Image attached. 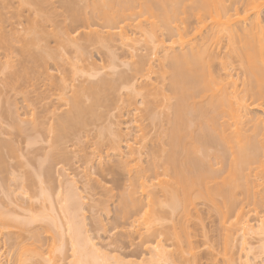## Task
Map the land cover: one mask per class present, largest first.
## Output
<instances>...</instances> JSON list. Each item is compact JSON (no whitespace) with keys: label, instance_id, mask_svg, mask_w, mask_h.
<instances>
[{"label":"bare ground","instance_id":"obj_1","mask_svg":"<svg viewBox=\"0 0 264 264\" xmlns=\"http://www.w3.org/2000/svg\"><path fill=\"white\" fill-rule=\"evenodd\" d=\"M48 1L13 0L14 4L17 3L13 14L21 11V14L27 12L28 16L23 28L19 30L10 29L11 34H5L6 32L3 34L1 30H6V28L4 25H2L4 28L0 26V47L5 49L4 51L8 49V52L6 51L0 57V67L2 68V71L1 68L0 71L1 73L6 72L8 78L11 75L12 81L15 79V82L21 81V83L26 78L28 79L32 73L35 77L34 72L38 71L36 73L38 75L43 72L44 77L45 75L49 76L50 83L57 86V91L53 94L58 102L63 105V108L61 107L58 112L56 108L51 107L53 108L52 111L46 108L52 113L51 121H49L48 127L46 126L47 133H51V138H53L52 142L50 141L52 143H50V150L54 153L56 151L61 152L60 155L56 152L55 157L64 156L61 155L62 152L63 154L67 153L64 151L66 148L63 146L65 145L64 141L68 140L66 137L72 136L73 138L77 133H81V131L83 133L81 129L86 130L93 123L92 121L98 119V121H102L105 118L103 116L109 115V112L113 113L112 109L121 114V109H123L125 103L130 105L134 103L136 106L131 109L133 114L139 115L142 119L145 118L146 123H149H147L148 125L157 126L156 140L158 141L154 146L152 144L155 142L152 141L155 138L153 139L151 135V138H149L148 133L150 134V132L147 130L148 132L145 133L143 130V126L146 125L140 123L141 119L136 118L134 126L139 132L137 131V136H135L137 138L140 136L138 143L136 142L139 145L136 146L135 142L126 141V144H124L125 151L122 145L123 140H125L123 138L124 130L120 127L121 125H116L120 124V121L115 124L117 127L114 125L115 128H110L112 123L109 126V120H106L108 124L104 125L106 122H103V125H99L103 126L102 128L95 126L96 131L98 130L97 139L95 138L96 142H94V150L96 153L98 152L95 166L97 165L99 169L104 170L107 165H109L108 167L111 165L112 168H116L115 170L128 174V179L126 178L128 182L126 181L127 184H124V190L122 189L123 191L119 192L118 195L112 194L114 198L117 197L115 202L111 199L114 202L115 211L117 208L118 214L116 213V216H119L117 219H130L129 223L125 222L129 225H126L127 227L123 226L126 227L125 230L119 231L120 233L123 232L124 237L126 234L129 237L134 234L138 235L136 238H139V243L137 244L141 245L150 254L148 259H143L141 262L115 258L116 264H190L187 257L191 253L193 255L190 230L189 226L187 227L181 221L190 214L189 210L193 204L198 203L196 202L197 199H199V202L200 199H206L205 203L208 200L217 208V210L214 209L220 214L222 228H224L222 230H225L224 246L222 245L223 252L225 251L222 255L226 256L225 262L227 264L236 262V260L234 261L235 258L231 256L236 242L234 241V233L241 235V242L240 245L237 244L239 245L237 247L241 246L242 251L245 250L247 253L250 251L252 254V250L256 245L254 247L250 245V250H248L247 244L249 243L246 241V234H249V230L252 231L250 227L252 225H250V219L247 216L251 217L248 214L252 211L256 213L254 216L260 215L261 208L264 209V0H61L63 11L61 12L60 7L57 8L60 9V12L58 10L56 12L59 13L58 16L63 13L64 19L68 20L66 23L63 19L64 24L71 26V23H86L83 29L74 34L68 32L69 30L62 29L64 25L60 26L62 20H57L55 12L53 13L54 9L51 11V7H44L47 6L44 4ZM7 2L4 3L3 1L2 5L7 4ZM51 4L52 2L49 5ZM14 8L11 7V9ZM0 12L3 13L1 10ZM2 20L5 22L4 19ZM93 21H96V23L92 24ZM52 38L56 42L54 45L49 42ZM116 45L128 50L127 55L137 59L134 61L125 59L119 62L118 57H115L117 54H114V50H116L114 46ZM11 46H15L17 51L15 48L13 51L15 50L18 55L13 54ZM223 47H226L224 55L228 60H221L220 68L225 71L226 75H230L231 79L234 75L233 72L238 78L239 76L240 79L242 77L241 85H239L240 82L237 83L239 80L236 81L234 78L227 80L222 75L215 73L216 71H213L215 58L220 55L221 51L219 49ZM89 48L97 49L98 53L99 51L102 53V56L104 54L106 57L104 60L107 61V71H98L96 61L91 58L92 54L88 53L91 50ZM140 49L145 50V53H139ZM152 55L157 57L155 58L156 62H153ZM114 59H118L117 62L121 63L119 64L121 67H130L131 65L129 71L133 75L132 77L139 76L142 78L145 86L138 87L135 83L122 81L125 80L123 67L121 71L118 70L119 65ZM49 63L53 64L52 66L55 65L56 68L58 67L60 74L51 73L48 69ZM154 63H156V66L153 65ZM49 67L51 66L49 65ZM115 67L117 70H115ZM38 75L36 77H39ZM8 78L6 79L8 80ZM135 78L132 79L135 80ZM153 78L156 79L155 82L152 81ZM75 81L80 82V84H74ZM21 86L24 85L20 84ZM27 98H24V100ZM50 98H54V96L51 95ZM116 99L121 100V103L118 100L115 108H109ZM47 106L49 107V105ZM107 107L111 110L109 111ZM254 109L260 115H252ZM32 110L30 116L21 119L17 115V119L27 121V123L30 122L32 123L30 126L37 127L39 124L36 119L38 118L35 119V111ZM119 113L118 115H120ZM20 121L19 123L22 124ZM20 124H17V126ZM40 126L45 127L44 125ZM22 129H19L20 132ZM126 135L128 134L126 133ZM149 145L154 146V148L150 149ZM147 146L150 147V150H147ZM104 147L105 155L100 153ZM10 148L14 149L13 146ZM3 153V151L0 152V169L7 165L4 162L7 157L2 160L3 155L6 156ZM47 154L49 153L47 152ZM50 154L52 157L55 155ZM50 154L49 157H51ZM4 164L6 165L4 166ZM87 170L85 176L93 180L94 176L92 177L89 174L90 171ZM92 174L94 173L92 172ZM17 177L14 175L13 178ZM34 177L36 179L38 175L36 174ZM99 180L101 181V179ZM102 183L99 184L100 187L110 195L112 189L106 186V183ZM100 187L98 186V188ZM42 190L44 189L42 188ZM103 190L101 191L103 192ZM156 190L161 192V196H158ZM70 191L68 190V192ZM44 192L47 193V191ZM44 192L39 193H42L43 196ZM20 194L23 195L24 193L20 192ZM239 194L243 197H240L241 200L243 199L242 202L239 200ZM244 198L247 199L246 202ZM75 199L78 198H74V201ZM102 200L103 206L101 207L107 206L108 203L105 204ZM72 201L70 204L75 205ZM78 201L80 200L78 199L76 203ZM238 203H240L239 206ZM246 203L250 204L251 207L253 205V207L249 208V206V209L246 210ZM70 204H68L69 208L72 207ZM207 204L209 203L207 202ZM43 205H45V202ZM74 205L71 208L72 212L76 210ZM20 208L24 210L22 205H20ZM109 208L105 207L104 212L107 209L110 210ZM66 209H63L64 212L67 211ZM233 210L237 212L234 219L230 220L228 217L233 214ZM78 211L80 212V210ZM231 211L232 214H230ZM132 213H135V215H131ZM176 213L179 214V219L175 217ZM42 214L45 215L46 212ZM42 214L41 216L39 214V217L42 218ZM67 214L65 213V215ZM6 215H3V220L10 218L9 223L4 220L8 226L11 222L10 226L15 223V226H19L20 231L29 230L26 223L21 222L22 219L19 220V225H17V219L15 221V219H12L13 216L8 214L10 217H7ZM51 215L42 218L43 220L46 218L45 223L50 221ZM174 217L176 218L175 221ZM33 218H35V215ZM188 218L190 219L189 216ZM51 219L53 220V217ZM52 220L51 223H54L55 221L52 222ZM72 220L74 221V219ZM79 220L83 219H76L77 225L80 222ZM67 222L69 225L70 221ZM260 222L262 224L257 229L260 231L258 235L260 237L262 235V237L260 239L258 236L260 243L256 247L259 251L256 248L254 249L257 253L254 251L256 256L253 253L255 256H252L253 259L248 255L249 253L246 254V259L241 261V264H258V260L252 262L256 260L254 258L264 257V218H261ZM30 223L32 224L31 221ZM45 223L42 225L44 228L46 227ZM51 223L49 222V224ZM54 225L56 224H52L51 227L48 225L52 230L49 228H45V230L52 232L61 226L59 224L58 228H55L57 226ZM79 225L73 230L70 227L67 228H70L72 237L75 235L78 243L77 236L81 238L84 231L80 229L81 225ZM53 226L56 230H53ZM81 228L84 229V226ZM60 229L62 230V227ZM12 231H8V234H13ZM60 233L63 234L62 231ZM60 233L57 230L56 236L60 237ZM19 235L22 234L19 233ZM240 235H236L239 240ZM83 236L82 239L86 237L85 234ZM14 237L12 248L23 245L20 243L21 241L15 240ZM87 237L90 239L89 236ZM73 239L75 238L73 237ZM82 239L80 241L83 242ZM88 239L86 240L88 241ZM75 242L77 243V241ZM134 242L136 243V241L131 243L129 241L132 245H135ZM186 242H188L187 247H185ZM74 243L72 244L74 245ZM76 243L74 247L71 246L74 248L72 249L74 251L72 257L75 258L74 256H76L75 264H106L110 260L101 263L100 260L102 261V259L97 260V256H94L97 252L88 251L89 248L86 249V247L81 246L84 244V246L89 247L91 243L88 245L85 242L80 243L81 247ZM52 244L55 246L54 243ZM93 245L95 246V244ZM62 246H65V244L63 243ZM37 250L34 258L35 255L43 258V254L40 255L41 251L38 254ZM18 251H20L18 256L21 254L22 256L19 260V257H17V262L24 260L26 263V260L28 261L29 257L33 255L30 253V256L27 257L25 256L28 254L27 252L23 254L21 250ZM49 252L52 255V252L55 251L50 250ZM71 253L73 254V252ZM187 253L189 254L186 255ZM23 256H25V259H22ZM54 256H52V259ZM41 260L38 259V262L40 263ZM74 260H71L73 261L72 264H74ZM262 262H259V264H262ZM43 263L47 264L48 261H43ZM108 264H112V261Z\"/></svg>","mask_w":264,"mask_h":264},{"label":"rangeland","instance_id":"obj_2","mask_svg":"<svg viewBox=\"0 0 264 264\" xmlns=\"http://www.w3.org/2000/svg\"><path fill=\"white\" fill-rule=\"evenodd\" d=\"M3 1L5 3L8 0H0V10L3 12V13L0 12L1 16H2V18L0 16V18H1L0 20H2V19L5 20V22L3 20L0 21V26L4 25L6 30H8V31H6L5 29H2L1 31H3L2 32L3 34H4V32H6L5 34H7V33L11 34L10 29H18L19 30V29L23 28L25 21L27 19L28 13L22 12V14H21V11H20L19 16H18L19 13L14 12V14H13V11L15 10L14 7H16L17 3L14 4L15 1L13 2V0H9L7 2V4L2 5ZM51 2H52V4L49 5ZM47 3L44 4V5H47L44 7H47V8L51 7L50 8L51 11L53 9L55 10V11L53 10V13L55 12V17L57 18V20L60 19L59 21L62 20L61 22L63 23V24L61 23L60 26L64 25L62 27V29H65L67 31L69 30L68 32H71L74 34L75 32H78L81 29H83V27L86 25V23H81V22H80L81 24L78 22L76 24L71 23L72 24L71 26H69V24L68 25L64 24L65 19L63 17L64 16L63 13L62 14L60 13L61 16L60 15L58 16L59 13L56 12V10H58V12H60L59 10L63 8V7H61V4H62L61 0H51V1L49 0ZM53 3H54V5H53ZM56 4H57V6H56ZM3 6H6V7H3ZM11 7L14 9H11ZM57 8H60V9H57ZM47 10H49V9H47ZM62 11H63V9L61 10V12ZM15 14H17V15L14 16ZM66 21H68V20H65V22ZM93 23H96V21H93L92 24ZM82 38H80V40H82ZM49 42L51 43V45H54V43H56L53 40V38H52V40L50 39ZM50 43H48V44H50ZM11 47H12V49H11ZM11 47H10V49L13 51L15 46H11ZM114 47L116 48V50H114L115 51L114 54L118 55V56L115 55V57H118L119 62L124 61L125 59L126 60L129 59V60H133V61L135 59H137L135 57L132 58L131 56L127 55L128 50H126L124 48L122 49V48H120V46L117 47V45ZM10 49H9V51L12 52ZM90 49L91 48H89V50ZM4 50L5 49H2L0 47V57H2V55H4V53L8 49L6 51H4ZM91 50H93V52H91ZM91 50L88 53L89 54L91 53L92 54L91 58L96 61V67H97L98 71H100V72L107 71L108 70V68L106 67L107 61L104 60L106 58L104 56V54L102 56V53L100 51L98 53L97 49H95L96 51L94 49H91ZM140 50H139V53H143L145 51L143 49H140ZM219 50L221 51V53L217 58H215V65L213 67V69H214L213 71L214 72L216 71L215 73L222 75V77H224L227 80L229 78H230L229 80H232L233 78L236 81L239 80V81H237V83L239 84V82H240L239 85H241L242 77H241V79H240V76L238 78V76L235 74V72H233L234 75L232 76V79H231V76L226 75L225 71L220 68L221 67L220 61L221 60L226 61L228 59L224 55V51H226V47H223L222 49L220 48ZM16 51H17V49H16ZM16 51L14 50L13 54L18 55V53ZM130 57H131V59H130ZM152 57H153L152 60L154 59L153 62H156L155 58H157V57L155 55H152ZM118 59L117 60L114 59V61L117 62ZM119 62H117L118 65L121 64ZM49 65L51 67H49ZM49 65H48V69L51 73H53L55 75L60 74V72L58 71L59 69H57L58 67L56 68V67H54L55 65L52 66L53 64H50V63H49ZM153 65L156 66V63H154ZM115 66H116V63H115ZM122 67H123V71H124V72L123 71L122 72L126 76L129 77V78L127 77V80H126V76L124 75L125 80L123 79L122 81H124V82L127 81L129 83H135V85L138 87H140L141 85H142V87L145 86V84H143L144 82H143L142 78H140L139 76L138 77L136 76V78L132 77L133 75H131V73L129 71L130 70L129 68L131 67V65H130V67H128V66H126V67L122 66ZM122 67H121V65H119V67H117V69L121 71ZM126 68H128V69L125 70ZM117 69L115 67V70H117ZM42 70H44V69H42ZM1 71H2V68H1ZM1 71H0V146H2V147L0 148V150L1 149H3V150H1L0 152L2 153V151H3L6 154V156L3 155L4 157L2 158V160L6 159L5 157H7V159L4 161L7 163V165L4 164V166L6 165V167H2V169H0V264H18L20 261L21 262L19 264H22V262H24L23 264H29V263L30 264H34V263L35 264H44L43 261L44 262L48 261L47 264H72L73 261H71V260H73V259H75L74 260V264H75L76 256H74L75 258L72 257L74 255V251H72V249H74L73 247L76 243L75 241H77V243H78V240L75 237V235H73V237L75 238V239H73V237L71 235L72 233L69 229L72 228V230H73L79 224L81 225V226L79 225L80 229L84 230L83 232H85V233H83L81 231L82 234L83 235L85 234L86 237L89 236V238L91 239V240L88 239V237L87 238L85 237L84 239H82V237H84L82 234H81L82 235L81 238H80V236H77L79 239V243H78L79 246L84 242L87 243L86 245L91 243V246L89 244V247L84 246V244H82L81 246L84 248L86 247V249L89 248L88 251L93 250L94 252H97V254L95 253L96 255L94 254V256H97V257L99 256L100 258L98 257L99 258L98 259L96 257V259L97 260L102 259V261L100 260L101 263H105L106 260L108 261V259H110L108 262H106V264L111 263V261H112V264H116L115 258L123 259L125 261H134L135 260V262H141L143 259H146V258L148 259L150 257V254L148 252H146V250H144V248H142L141 245L137 244V243H139V241H138L139 238L138 239L136 238V237H138V235L134 234V235L129 237V236H127L128 234H126L124 237L123 232L120 233V231L125 230V228L129 225L127 223H129L130 219H128V218L125 220H124V218H123V220H121L122 218L117 219V218H119V216L118 217L116 216L117 208L115 211V205H114L115 199L117 197L114 198L113 195L114 194L118 195L119 192L124 190V186H125L124 184H127V182H128V180H127L128 174L123 172V171L115 170L116 168L115 169L112 168L111 165H110V167H108L109 165H107L106 169L104 168V170L99 169V167L96 165L98 167L96 169V166L94 163H96L95 160L97 161V159H98L97 158L98 152L96 153L94 150L95 149V147H94L95 143L94 142H96L95 138L97 139L96 134H97L98 130L96 131V127L101 125L103 122H106V123H104V125L108 124V121H106V120H109L108 125L110 126V124L112 123L110 128H115L116 125H121L120 127H122V129L124 130L123 131V138L125 140H123V142H122L123 150L125 149L124 144H126V141L135 142V145H136L138 143L137 141H139L138 139L140 136H138V138L136 137L137 136L136 133L138 130L134 126V123H135V120L141 119L140 120L141 122L139 120L138 121L140 123H142L143 125H146V126H143L144 132L145 133H147L148 131L150 132V134L148 133L149 138H151V137L153 139L155 138L154 141H152V140L151 141L155 142L152 145L156 146V142L158 141V140H156L157 126L155 127L154 125L153 126L148 125L149 123L148 122H147L148 124L146 123L147 120L145 118L142 119V117H139V115H134L133 112L131 111V109H133L134 106H136L134 103H131V105L125 103L123 106V109H121L122 113L120 114L118 111L116 112L115 109H112V108L116 107L115 104H117L116 102L119 100V99H116V101L113 102L114 104L112 103V105H110L111 107H109L112 109L113 113L109 112V115H106L107 119H106V116H103L105 118H103L102 121L101 120L98 121L99 119L97 121L95 120L97 123L95 121H92L93 123L91 122L92 124H90L88 126V128H86V130L81 129V130H83V133H82V131H81V133L79 132L80 134L77 133L78 136L74 135L73 138H72V136L66 137L68 140L65 138L67 141H64L65 145H63V146L66 148L64 151L67 153L64 152L65 154H63V152H62L61 155H64V156H57L58 157L57 158V157H55L57 151L54 153V151L52 152L50 150V143L52 142L51 140L53 139V138H51L52 135H51V133L50 134L47 133L48 132L47 127L49 125L48 123H49V121H51V115H52L51 111L53 110V108H56L57 112H58V110H60L61 107L63 108V105L60 102H58V100L56 99V96L53 94L55 91H57V86L54 84H51L50 80H49V76L45 75V77H44V75L42 74L43 72L40 73V75H38V74H36L38 71H36V72L33 71L35 77L33 76V73L31 72L32 75L30 77L29 76L28 77L31 79L33 76V78L31 80L29 78L28 79L26 78L28 81L25 79L21 83V81L15 82V79H14V81H12L13 78L11 79V75H10V78H8V74H5L6 72H4V71L1 73ZM127 71H129V72H127ZM36 75H38L39 77H36ZM41 75H42V77H41ZM6 78H8V80ZM132 78H135V80ZM5 79H6V81H5ZM9 80H10V82H12V84H14V83H16V84H14V85L10 84V82H8ZM54 80H56V79H54ZM152 81L155 82L156 79L153 78ZM75 83L80 84V82H78V81H75L74 84ZM20 84L24 85L25 87L21 86L22 87V89H21ZM18 87L21 90L17 89ZM16 89H17V93H16ZM152 89H151V91H152ZM22 90L24 91V93ZM26 90H28V91H26ZM26 92H28V93H26ZM152 92H154V90ZM44 94H46V95H44ZM25 95H26V97H25ZM51 95H52V97L54 96V98H50ZM24 98H27V99H25L26 101L24 100ZM118 102L121 103V100H119ZM47 105H49V107ZM51 107H53V108H51ZM32 108H33V110H32ZM46 108L50 109L51 111L46 109ZM111 109H109V111ZM31 110L33 112L35 111V119L38 118V119H36V122L38 121V124H39L37 127L32 126V125L30 126V124H32V123H30V122L27 123V121L25 122L24 120L23 121L21 120L27 116H30ZM45 110H47V111H45ZM46 112H48V113L46 114ZM256 112L258 113L257 110H256ZM256 112L254 109L252 111V115H260L259 113L257 114ZM110 113L112 114L111 116H110ZM118 113L120 115H118ZM115 114L118 116H116ZM17 115L21 118L20 119L21 121L19 120V118L17 119V117H18ZM47 116H49V117H47ZM47 119H49V120H47ZM18 120L20 122H22V124H20ZM42 121H43V123H42ZM119 121H120V124L118 123ZM116 123H118V124H116ZM17 124H20L23 126L21 127L20 125H18L20 127L17 128L18 127ZM45 124H47V125H45ZM40 125H44L45 127H43V126L41 127ZM102 127L103 126H99V128H102ZM22 128H24V129H22ZM99 128H97V129H99ZM19 129H22L21 132ZM128 130L130 132H127ZM86 131H87V133H86ZM126 133L128 135H126ZM138 134H140V133H138ZM48 135H51V136H48ZM150 135H151V137H150ZM152 135H154L155 137ZM77 137H78V139H77ZM126 137L128 140L126 139ZM151 141H149V142H151ZM138 145L139 144H137L136 146H138ZM12 146L14 147L13 150H12V148H10ZM149 146H147V148H148L147 150L154 148V146L153 147L150 146L151 148ZM102 150L104 152L99 150L100 153L105 155V147ZM49 151H51V152H49ZM47 152L49 154L53 153L55 155L52 157L50 154L51 157H49V154H47ZM59 153H61V152H59ZM95 155H96V157H95ZM92 156H94V157H92ZM47 157H49V158H47ZM89 157H90L89 160L94 161L93 163L91 161L89 162V160H88ZM145 160L146 159L144 157V162H145ZM91 164H93L95 167ZM33 170H34V173H33ZM86 170L89 172V174L92 177L94 176L93 180H91L92 178L89 179L87 176H85ZM91 171L94 174H92ZM13 173H14L15 177H17V176L18 177L13 178L14 177ZM36 174L38 175V178H40V179H38V178L35 179L34 176H36ZM39 174L42 177L41 176L39 177ZM99 179H101V181ZM37 180H39V181H37ZM98 181H99V183H98ZM39 182H40V184H39ZM102 182L104 184L106 183L105 185L109 186V188L112 189L110 191V195L113 194L112 196H110L107 191L103 190V188L100 187ZM97 183H98V185H97ZM98 186L100 188H98ZM42 188L44 190H42ZM70 189L72 192L70 191ZM99 189L103 190V192ZM22 190H23V192H22ZM68 190L70 192H68ZM158 190H156L158 192L157 194H158V196H161V194H160L161 192H159ZM41 191H43V192L47 191V193L44 192V194L42 196L41 195L42 193L41 194L39 193ZM20 192L24 193V194L22 195V194H20ZM67 192H68V194H67ZM104 192H106L107 194ZM70 193H73V194L71 195ZM240 194L243 196L242 193H240ZM240 194H239V198L240 197L243 198ZM46 196H47V198H46ZM107 196H109V197H107ZM71 198L73 199V201ZM74 198H78L80 201H78V203H76V201L78 199H75V201H74ZM241 198L239 200H241ZM47 199H49V200H47ZM69 199L73 203H75V205L74 204L73 205L76 208V210L73 212H76L78 210H80V212L79 211L76 213L72 212L71 208L73 207V205L70 204L71 201ZM111 199H113L114 202L111 201ZM97 200H99V201H97ZM101 200L105 204L108 203L107 206L105 205V207H107V208L110 207L109 208L110 210H108V209L106 210V212L108 211L109 213L104 212L105 207H101V206H103V203L101 202ZM198 200L199 199H197V201H196V202H198L197 204L195 203L192 205V207L190 206L191 208L189 207L190 208L189 211H190L191 216H190V214L188 216L190 217V219L188 218V216L185 219L182 218L185 221H183L181 219L182 220L181 222L185 223L187 225V227L189 226L188 228L190 230L189 235H190V241H191L190 243H191V246H193L192 247L193 248V255H192V253L190 255H188L189 253L186 254V255H188L187 257L189 259L188 263H190V264L191 263L192 264H227L225 262L226 256L222 255L225 252V251L223 252V246H224L223 240H225L224 239V237H225L224 231L225 230H222L224 228H222L223 227L222 222H221L222 220H220L221 217H219L220 214L217 213L218 212V211H216L217 208H215L213 206V204L211 202H209L208 200L206 201V203L204 202L206 199H204V200L200 199V202ZM246 200L244 198L245 202H246ZM109 201H111V202H109ZM242 201H243V199L241 200V202ZM44 202H45V205H43ZM79 202H81V203L79 204ZM207 202L209 204H207ZM245 202H243V203H245ZM68 204L72 205V207L69 208ZM77 204H79L82 207H80ZM96 204H97V206H96ZM239 204L240 203H238V206H239ZM20 205L23 206L24 210L20 208ZM195 205H196V207H195ZM245 205H246L245 208L247 207L246 210L253 207L252 204H251L252 207L248 203H246ZM112 207H114V208H112ZM44 208H45V210H44ZM99 208H101V209H99ZM192 208H194V209H192ZM63 209H66L67 211L65 210L66 212H64ZM191 209L193 210L192 212H191ZM112 210H113V212H112ZM236 210H233V214L231 211V213H230V214H232L231 216L229 214L230 217H228V218H230V220L234 219V215L237 212ZM43 211L46 212L47 215L46 214L45 215L47 217H49L48 215H51V214L53 215V216L52 215L50 216V221H49L50 223H51L52 217H53L52 222L53 221H55V222L51 223V224H49V222L45 223L44 221L47 217L42 214V213H44ZM110 211H111V214H110ZM261 211L259 212L260 215L254 216L256 213H254L252 211L250 214H248L251 217L247 216L250 219L249 220L250 225H252V226H250L252 228V231L249 230V234H246L247 235L246 241L249 243V244H247V247L249 248L248 250H250V245H252L253 247L256 245L255 248L259 246V245L257 246V244L260 243V240H258L259 239L258 236L260 237V235H258L260 231H258V229L260 227V224H262V222L259 223V221H261V218L262 219L264 218L263 217L264 216V209L262 210V208H261ZM65 213H68V214L65 215ZM8 214L13 216L12 219H15V221L17 219V221H16L17 225H19V222H20L19 220L22 219L21 222H25L29 230L28 231H26V230L20 231L19 226H15V223H13L14 225L10 226L11 222L8 226L7 223H9L10 218L8 220H6L7 218L4 219L7 221V223L4 222V220H3V215L10 217V216H8ZM32 214H33V216L35 215L36 219L35 218L32 219V217H33ZM39 214H40V216L42 214V216L46 217V218L43 220L42 219L43 217L42 218L39 217ZM176 214H175V217L178 218L179 214L178 213H176ZM77 215H78V217H77ZM113 215H115V216H113ZM131 215L134 216L135 213H132ZM18 216H19V218H17ZM69 216H70V219H69ZM72 217H74V218H72ZM175 217H174V221L176 219ZM254 217H257V218H254ZM71 218L74 219V221L78 218L83 219V220H81V221L79 220L80 222L77 225V222L76 221L74 222ZM258 218H259V220H258ZM30 221L32 222V224L30 223ZM67 221H70L73 223L71 224L69 222V225H68ZM12 222H14V221H12ZM27 222H28V224H27ZM125 222H127V223H125ZM25 223H23L24 226H26ZM43 223H45V226H46L45 228H49L48 225H50V227H51L52 224H56L54 226H57L55 228H58V226L60 224L61 226H59V228L57 230L59 233L62 231L64 235L62 233H60L61 235L57 234V235H60V237L56 236L57 230L54 228V226L52 228H53V230H56V231H52V232L49 231L50 232L49 233L48 230L46 231L45 228L42 226V225H44ZM81 223H83L84 225ZM67 225H68V227H70L69 229H67L68 228ZM82 226H84V229L81 228ZM123 226H126V227L124 228ZM61 227H62V230L60 229ZM257 227H258V229H257ZM253 228L255 229L254 231H253ZM66 229H67V231L68 230L69 231L67 232ZM11 230H13L12 231L13 234L11 233L9 235L8 231H11ZM50 230H52V229H50ZM59 230H61V231H59ZM19 233L22 235H19ZM120 234H122V235H120ZM234 234H235V235H233V236H235L234 241H236V242H235V244H234L233 240H232V242L234 244V247H236V248L233 247L232 252L234 255L233 254L231 255L235 258L234 261L236 260V262L234 264H241L242 263L241 261H244L246 259L245 255L248 253H249L248 255H250V257H252V256L255 257L256 256L254 253V251H256V250H254L255 248L251 247V248H253V250L251 249L252 250V254H251L250 251L248 253L245 250L242 251V249L240 248L241 246L237 247L240 245L241 235L237 234V233H234ZM12 235H13V237L15 236L14 237L15 240L21 241L20 243L23 245H18L20 247L22 246L21 248L18 246H15L14 248L11 247V245H13ZM236 235H240L239 236L240 240H239V238H237ZM62 236H63V238H62ZM261 237H262V235H261ZM261 237H260V239H261ZM60 238H61V240H59ZM236 238H237V240H236ZM80 239H82L83 242L80 241ZM86 239H88V241L89 240L90 241L88 242ZM129 241H130V243L133 241H136V243L134 242L135 245H132L129 243ZM71 242L72 243L75 242L74 245ZM52 243H54L55 246ZM63 243L65 244V246H62ZM92 243L95 244V246ZM59 244H60V246H59ZM187 244H188V242H186L185 247L188 246ZM237 244H239V245H237ZM27 245H30L32 247L30 248V246H27ZM56 245H57V247H56ZM24 246L26 248L27 247H29V248L26 249ZM52 246L55 249L54 248L52 249ZM71 246H73V247H71ZM33 247H35V248L33 249ZM92 247L94 249H97V250L95 251ZM16 248H17V250H16ZM239 248L241 249V251ZM49 249L51 251L53 250L55 252H52V255H51V252H49L50 251ZM18 250H21V253H23V254H26V252H27L28 254L25 255L27 257L30 256V253H32L33 254L32 257L30 256L32 260L29 257V260L28 261L26 260V263L24 260L23 261L20 260L19 262H17L20 259V256H22V254L20 256H18L20 254V251H18ZM24 250H26V251H24ZM28 250H30L31 252ZM36 250L38 251V254L41 251L40 255L43 254L42 255L43 258L39 257V255H37V256L35 255L36 259L34 258V254H37V252L35 253ZM71 252H73V254ZM99 252H100V254H98ZM253 253L255 256L253 255ZM256 253H257V251H256ZM50 255H51V258H50ZM102 255H103V257H101ZM248 255H247V258H249V260H250V257ZM25 256H23L24 258L22 257V259H25ZM52 256H54L53 259H52ZM104 256H106V257H104ZM17 257H19L18 260H17ZM253 257H252V259H253ZM38 259L39 260L42 259L43 260V261L41 260L42 263H41V261L39 263ZM51 259H52V261H51ZM103 259H104V262H103ZM252 259H251V261H252ZM254 259H256V260H253L252 262H254V261L256 262L258 260L257 263L259 264V262H262L264 260V257L261 256V258L256 257ZM30 260H31V262H30ZM36 261H37V263H36ZM49 261H51V262H49ZM263 262H262V264H264Z\"/></svg>","mask_w":264,"mask_h":264}]
</instances>
